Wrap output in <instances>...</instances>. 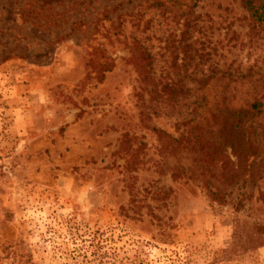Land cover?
<instances>
[{
    "label": "rangeland",
    "instance_id": "obj_1",
    "mask_svg": "<svg viewBox=\"0 0 264 264\" xmlns=\"http://www.w3.org/2000/svg\"><path fill=\"white\" fill-rule=\"evenodd\" d=\"M154 1L0 0V264H264V149L186 142L201 87L264 97V22Z\"/></svg>",
    "mask_w": 264,
    "mask_h": 264
},
{
    "label": "trees",
    "instance_id": "obj_2",
    "mask_svg": "<svg viewBox=\"0 0 264 264\" xmlns=\"http://www.w3.org/2000/svg\"><path fill=\"white\" fill-rule=\"evenodd\" d=\"M167 1L171 8L176 6L174 0ZM197 2L198 0H187L191 8L195 7ZM154 3L157 6L160 5V1L157 0ZM241 3L253 21L264 22V0H241ZM136 46L141 50L139 45ZM141 52L144 64L140 68V74L148 81L151 79L152 58L145 50ZM225 75L227 78L232 76ZM198 92L194 104L195 118L186 139V142L190 144L189 149L197 152V161L204 163L206 152L214 147L218 151L229 148L239 164L247 163L251 156L262 152L264 137L261 135L264 125H261V121L264 119V97L259 96L260 88L253 86L246 91L250 99L242 104L239 103L240 101H234L233 95H227V88L209 94L205 87H201ZM258 130L261 132L260 135H257ZM170 141L178 147H184L180 140L171 139ZM233 178L236 179L237 176ZM210 194L216 196L215 192Z\"/></svg>",
    "mask_w": 264,
    "mask_h": 264
}]
</instances>
